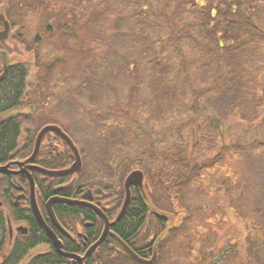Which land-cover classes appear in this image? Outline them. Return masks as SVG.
<instances>
[{
	"label": "rangeland",
	"instance_id": "rangeland-1",
	"mask_svg": "<svg viewBox=\"0 0 264 264\" xmlns=\"http://www.w3.org/2000/svg\"><path fill=\"white\" fill-rule=\"evenodd\" d=\"M129 1L108 0L101 4L98 0H43L44 6L36 12L37 35L42 38L38 42V67L27 75L22 103L37 109L64 105L63 125L80 148L87 175L97 170L94 163L100 155L103 157L94 141L103 137L98 126L106 128L107 117L123 118L131 126V144L116 154L118 162L126 163L121 158L125 156L131 167L142 158L141 151L153 149V156L161 159L179 151L176 148L184 150L186 144V149L191 148L192 139H197L195 147L189 152L184 150L186 169L217 156L219 170L227 172L235 182L231 197L236 201L241 194L238 206L244 200L249 209L243 204L238 211L236 204L224 196L215 204L207 186L178 190L180 203L185 200L195 204V212L179 205L183 225L190 220L184 213L193 216V233L179 238L176 255L191 264H264V255L257 256L255 245L249 241L264 240V223L259 224L264 217L252 210V205L264 203V198L247 200L243 194L249 189L264 188V0H259V12L250 20L256 22L259 32L249 33L251 38L247 39L251 41L244 44L247 48L242 55L223 59V68L209 73L195 72L190 67L179 72V62L169 60L175 51L172 45H168L165 57L162 46L166 37L161 30L168 24L158 14L170 11V0H154L155 6L149 0L142 2L143 7L134 8ZM179 13L175 12L171 19L177 26L170 27L184 25L179 18L185 14ZM180 34L184 32L173 36L174 43L166 41L165 45L180 44L181 53H186L191 39L180 38ZM176 74L182 79L179 86L165 95L163 88ZM87 91L91 97L86 96ZM257 97L260 111L254 105ZM175 106H180L179 111L173 109ZM208 121H216V126L208 127ZM197 126L205 128L202 134L207 137L198 135ZM233 144L260 148L243 149L237 154L231 148ZM210 175L206 172V180ZM170 191L167 197H175L177 189ZM213 191L215 195L218 190ZM186 243H191L192 251Z\"/></svg>",
	"mask_w": 264,
	"mask_h": 264
},
{
	"label": "flooded vegetation",
	"instance_id": "flooded-vegetation-1",
	"mask_svg": "<svg viewBox=\"0 0 264 264\" xmlns=\"http://www.w3.org/2000/svg\"><path fill=\"white\" fill-rule=\"evenodd\" d=\"M42 1L0 0V264H52L54 259L59 260L56 264H191L175 253L179 238L193 233V216L184 213L190 219L186 226L179 216L181 184L175 179L162 181L160 170L156 186L147 177V158L142 167L117 159L102 166L100 155L94 163L97 170L88 175L83 161L76 174L47 175L45 170H63L74 160L66 141L53 131L44 133L38 153L28 158L44 125H57L69 135L63 125L64 105L37 109L22 103L27 75L39 62L42 38L37 35L36 12L44 6ZM46 28L50 30L51 25L47 23ZM133 169L142 170L143 193L135 184L129 185L125 213L95 245L104 230V217L111 223L120 210L124 180ZM172 188L177 189L175 197H167ZM53 197L59 200L49 203ZM185 204L195 212V204ZM185 246L192 251L191 243Z\"/></svg>",
	"mask_w": 264,
	"mask_h": 264
},
{
	"label": "trees",
	"instance_id": "trees-1",
	"mask_svg": "<svg viewBox=\"0 0 264 264\" xmlns=\"http://www.w3.org/2000/svg\"><path fill=\"white\" fill-rule=\"evenodd\" d=\"M101 4H106L108 0H98ZM145 1L149 0H131L132 6H142V2L145 3ZM209 1L211 4L209 6H206V3L202 5V2H199L198 0H195V3L191 0H170L169 4L170 11L164 12L159 11L160 17L165 19V23L168 24V27H165L161 30V32L164 34V39L161 38L159 42H163V52L166 57V51L168 49V45H172L175 47V51L173 50V54L170 57V61L172 63L179 62L180 69L179 72H184L188 67L195 68V72L202 71V73L206 72L209 73V71L217 70V68L222 69L223 68V59L227 58H237L240 55H242V52L245 51L247 48L246 46L249 44V41L247 38H251L250 32L254 35L256 31H258V26L255 23H250V20L252 18V15L259 12L258 8V2L259 0H204ZM261 1V0H260ZM128 2H130L128 0ZM155 1L152 0L151 4L155 6ZM141 5H140V4ZM143 3V4H144ZM207 9V10H206ZM132 11V10H131ZM135 13V10H133ZM180 12L179 14H185V17L179 18V21H182L184 25H181L178 28H172L170 26L174 25L171 21L173 18V14L175 12ZM185 20V21H184ZM169 22L172 23L169 25ZM177 26V25H174ZM170 28L173 30L170 31ZM208 28V29H207ZM165 29V30H164ZM207 29V30H206ZM184 32V34H180V38H190L191 39V47L190 50L188 49L185 52L181 53L180 44H167L166 41H173L172 39L175 37L174 32ZM259 32V31H258ZM261 32V31H260ZM174 36V37H173ZM262 36H264V33H262ZM174 43V41H173ZM246 44V46L244 45ZM177 47V48H176ZM188 56H191V60ZM174 57V58H173ZM253 67V66H252ZM212 71V72H213ZM238 74V73H234ZM240 76V75H239ZM166 78V76H165ZM171 79V84H166V88L164 89L165 95H170L169 91H173L175 88L178 87L180 84L178 74L174 76ZM182 80V79H181ZM186 80V78H185ZM89 95H86L88 97H91L92 94L87 91ZM85 94V93H84ZM184 99L185 96H184ZM256 105L255 108H258L257 111H260L261 109V103L259 100V97H257V102H254ZM180 106H175L173 109L176 111H179ZM120 111L123 110V108L119 109ZM118 111V110H117ZM124 114H126V111H122ZM255 115V114H254ZM256 116V115H255ZM23 119L26 120L28 116H22ZM256 118H254L255 120ZM124 119L120 117H107L105 119V122H107L106 128L103 126H98L99 132H101L102 136H105V139L100 138L96 142V149L100 150V152L103 153V159H102V166H108L111 165L110 161L117 159V157L124 149L125 146L128 144H131L132 141V132H131V126L127 122H123ZM207 124L208 127H214L216 126V121H208ZM111 127V128H110ZM198 129V135H201L203 137H207V135H204L202 133H205L206 130L202 131L203 126H197ZM110 130V131H108ZM98 132V133H99ZM100 137V136H99ZM107 137V138H106ZM103 139V140H102ZM197 139H192V147L196 146ZM98 142V143H97ZM101 143V144H100ZM251 145L253 143H250ZM250 144H240L241 146H238L237 144L231 145V148H234V151L237 154H240V152L244 150H250L254 148V150L258 151L260 148L258 147H252ZM188 144L184 145V150L189 152L192 147L190 146L186 149ZM254 145V144H253ZM243 148H240L242 147ZM249 146V149L247 147ZM257 146V145H256ZM251 147V148H250ZM152 149V148H151ZM179 151H176V153L172 155H164L162 157V161L160 158L153 156V151L150 150V152L145 153L144 151L142 153V158L139 157V159L135 162L138 167H142L143 162H145V158L148 160L149 170L147 171V177L150 181L159 182V178L157 176V173L162 170L164 172L163 180L164 182H167L168 179L176 180L180 182L181 186L179 190L184 189H191L190 187H193L194 189L200 190L203 188V186H207L210 189L208 192L213 195L211 199L215 204L221 200V197H227L229 203H235L236 207H238V211L241 212V206L245 204L248 208V203L244 202L242 200V204L239 205V198L242 195L239 194L236 198V201L231 197L232 193L235 189V182L232 179V177H229L227 172L219 170L218 168V162L216 160L217 156H211L210 158L204 159L203 162L193 164L191 167H188L186 169V164L183 160L186 155L185 151L182 150V147L176 148ZM169 149H166L164 151H168ZM119 153V154H118ZM118 154V155H116ZM159 156V155H158ZM122 160L126 162L125 164L129 165V161H126L125 156H121ZM160 161V164H157V162ZM219 161V160H218ZM122 162V161H120ZM153 165V166H151ZM220 167V166H219ZM146 168V167H145ZM206 172H211L210 177L208 180L205 178ZM149 173V174H148ZM213 175V177H212ZM213 178H217L216 180H212ZM160 179V182H162ZM156 185V183H155ZM157 186V185H156ZM217 189L218 191L214 195V191ZM244 194V197L247 200L252 199H258V198H264V188L257 187L256 191L254 190H246ZM183 200V199H182ZM238 200V201H237ZM181 206L187 207L186 204L181 203ZM253 211L256 213L257 216H260L261 218L264 217V203L256 202L254 205H252ZM249 209V208H248ZM247 209V210H248ZM248 213H250V210H248ZM185 216V214H184ZM133 219V218H132ZM131 220V219H129ZM134 221L131 220L129 223H134ZM126 226L130 227V224L128 221H125ZM264 223L263 221L259 222V224ZM258 224V228L259 227ZM125 226V225H124ZM254 228V226H252ZM264 238V233H262ZM250 236H248L249 238ZM250 239V238H249ZM253 247L255 245L254 253L257 254V256L263 257L264 255V240L262 242L258 241V239H251L249 240ZM260 244V245H259ZM257 245H259L257 248ZM257 258V257H256ZM59 261V260H58ZM55 259L52 261V264L58 263ZM36 264H41L39 261L36 262Z\"/></svg>",
	"mask_w": 264,
	"mask_h": 264
},
{
	"label": "water",
	"instance_id": "water-1",
	"mask_svg": "<svg viewBox=\"0 0 264 264\" xmlns=\"http://www.w3.org/2000/svg\"><path fill=\"white\" fill-rule=\"evenodd\" d=\"M46 131H53V132L57 133L58 135H60L66 141L67 145L69 146V148H70V150H71V152L73 154L72 156L74 157V160L68 167H66L63 170H45L44 173L47 174V175H52V176L76 174V172L81 169V165H82L81 156L79 155L80 154L79 150L76 147V145L74 144L73 140L70 138V136L67 135V133H64V131L57 125H51V124L44 125L39 130V132L37 133L36 138H35L34 148H33L32 154L28 158L31 160V159H33L34 156H36V154L38 153V150H39L38 146H40L41 138H42V136H44V133ZM73 180L74 179H72V181ZM141 183H143V173H142L141 169H133V170L130 171V173L127 174V176L125 177V180H124V184H123L124 185V190H125V194H124L125 196H124V200H123V203L121 205V208L118 211V213H117V215H116V217H115L113 222H111V223L108 222L107 219L104 217V220H105V226L103 227L104 230L102 232L101 237L96 241L95 245H97V244H99V242H101V240L103 239L102 237H104L105 233L107 232L109 225L114 223V222H116V221H118V220H120L121 216L125 213V210H126L128 204H129V200H130L129 185L130 184H135L137 186L138 190L143 193V186H142ZM50 199L51 200L49 201V203H52L54 201L59 200V198H57V197H53V198H50ZM65 201L67 203H70V204L83 203L80 200H65ZM91 207L96 209V211L102 215L100 210L95 208L93 205ZM52 238L55 240L53 235H52ZM54 245L59 250V244H57V242L54 241ZM122 248H124V250H126V251H129L128 248L123 243H122Z\"/></svg>",
	"mask_w": 264,
	"mask_h": 264
}]
</instances>
